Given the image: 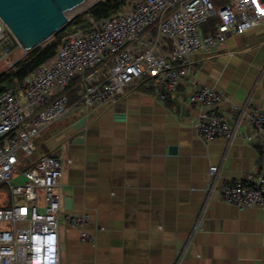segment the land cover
Returning <instances> with one entry per match:
<instances>
[{"label":"crops","instance_id":"0c3cea01","mask_svg":"<svg viewBox=\"0 0 264 264\" xmlns=\"http://www.w3.org/2000/svg\"><path fill=\"white\" fill-rule=\"evenodd\" d=\"M200 84L227 97L218 112L231 123L246 103L264 109V24L196 53L166 99L145 77L115 103L72 111L34 139L30 162H62L61 209L90 215L91 240L60 222V264H264V208L220 194L228 181L264 174V132L244 121L231 143L200 138L206 107L189 99ZM212 165L220 172L207 199ZM39 203L43 211L42 195Z\"/></svg>","mask_w":264,"mask_h":264},{"label":"built area","instance_id":"2783aa9c","mask_svg":"<svg viewBox=\"0 0 264 264\" xmlns=\"http://www.w3.org/2000/svg\"><path fill=\"white\" fill-rule=\"evenodd\" d=\"M212 18L218 22L204 34L202 25ZM261 24L264 0H129L106 18H91L88 27L72 33L34 74L0 93V222L12 225L0 228V264H60L61 221L80 229L82 240H91L86 231L90 215L61 209V160L50 155L28 160L42 131L72 111L115 103L145 77L155 80L160 98L166 99L190 75L196 53L211 52L230 36ZM9 40L17 41L0 17V44ZM95 68V77H88ZM189 99L206 107L196 124L197 135L205 141L224 138L231 143L244 121L264 132V109L246 103L231 123L218 112L227 100L222 92L200 84ZM244 139L251 142L254 137ZM22 162L29 164L25 181L13 183L22 174ZM219 172L218 165L210 166L207 199ZM220 194L239 208H264V174L228 181ZM18 223L26 226L18 228Z\"/></svg>","mask_w":264,"mask_h":264},{"label":"water","instance_id":"95a60500","mask_svg":"<svg viewBox=\"0 0 264 264\" xmlns=\"http://www.w3.org/2000/svg\"><path fill=\"white\" fill-rule=\"evenodd\" d=\"M88 0H0V17L25 51L40 46L70 21L67 13ZM99 0L88 5L93 6Z\"/></svg>","mask_w":264,"mask_h":264},{"label":"trees","instance_id":"16d2710c","mask_svg":"<svg viewBox=\"0 0 264 264\" xmlns=\"http://www.w3.org/2000/svg\"><path fill=\"white\" fill-rule=\"evenodd\" d=\"M129 0H100L91 6L85 15L76 18L58 31L54 38L29 51L23 58L19 59L11 68L0 73V93L7 88L16 87L27 77L31 76L45 62L51 59L57 52L59 46L63 45L67 38L79 29H84L90 25L91 18L95 20L103 19L119 11ZM218 20L210 19L202 25L204 34L212 31ZM76 83V82H75Z\"/></svg>","mask_w":264,"mask_h":264},{"label":"rangeland","instance_id":"374dc122","mask_svg":"<svg viewBox=\"0 0 264 264\" xmlns=\"http://www.w3.org/2000/svg\"><path fill=\"white\" fill-rule=\"evenodd\" d=\"M83 7L76 9V11H74L70 14V16L68 17L70 21L67 24L73 22L76 18L85 15V13L90 8V7L89 8H83ZM53 38H54V36L49 38L44 43L46 44V43L50 42ZM44 43H42L41 45H43ZM7 48H9L10 51L7 52ZM28 52L25 51L19 45V43L15 40H12V41L9 40L8 42L6 41V42L1 43L0 44V73L11 68L19 59L23 58ZM20 156H22V153H20ZM27 168H29V164L26 162H22L19 165V169H20V171H22V174L20 176L16 175L15 178L13 179V183L21 184L25 181L23 171ZM2 189L7 191L8 187L3 186ZM40 194L42 195L41 192H40ZM18 200L21 201L22 198H18ZM11 226H12L11 224L0 222V228H10ZM25 226H26L25 224H21V223L17 224L18 228H22Z\"/></svg>","mask_w":264,"mask_h":264},{"label":"bare ground","instance_id":"6f19581e","mask_svg":"<svg viewBox=\"0 0 264 264\" xmlns=\"http://www.w3.org/2000/svg\"><path fill=\"white\" fill-rule=\"evenodd\" d=\"M95 1H97V0H88V1H87L86 3H84L83 5H80V6L76 7V8H74L73 10L69 11V12L67 13V16L69 17L70 14H71L72 12L76 11V9H79V8H81V7H83V6H84L83 8H87L88 5L92 4V3L95 2Z\"/></svg>","mask_w":264,"mask_h":264}]
</instances>
